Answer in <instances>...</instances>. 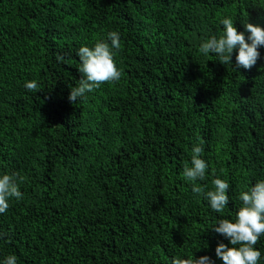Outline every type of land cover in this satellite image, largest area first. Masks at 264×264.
Masks as SVG:
<instances>
[{"label": "trees", "instance_id": "trees-1", "mask_svg": "<svg viewBox=\"0 0 264 264\" xmlns=\"http://www.w3.org/2000/svg\"><path fill=\"white\" fill-rule=\"evenodd\" d=\"M224 18L247 38L264 0H0V176L22 193L0 214V264H223L217 245H233L213 227L264 180V46L251 70L238 49L227 64L199 52ZM112 31L121 79L70 102L79 48ZM195 146L208 168L192 182ZM217 178L221 213L205 196ZM254 247L264 264V235Z\"/></svg>", "mask_w": 264, "mask_h": 264}, {"label": "clouds", "instance_id": "clouds-1", "mask_svg": "<svg viewBox=\"0 0 264 264\" xmlns=\"http://www.w3.org/2000/svg\"><path fill=\"white\" fill-rule=\"evenodd\" d=\"M223 26V34L219 37L212 36L204 41L199 52L208 55L213 53L219 57L223 64L231 62L234 49H238L235 56L236 67L251 70L260 57L259 47L264 46V27L247 23L246 30L250 35L246 38L243 32H238L234 27L232 18H224L220 21ZM110 44L105 41H97L94 47L81 46L77 52L80 60L79 72L82 74L78 85L71 87L68 99L70 102H77L86 98L87 93L98 89L104 83L118 82L122 77V71L116 67L115 52L121 47L120 36L117 32L108 33ZM58 60L63 57L58 56ZM24 87L36 92L39 89L38 83L33 81L25 82ZM203 149L195 146L192 149L191 166L185 165L183 177L195 182L205 177L208 164L201 159ZM17 174H4L0 176V214L5 213L9 208V200L22 199V193L16 182ZM215 190L207 191L205 196L211 209L221 213L227 207L229 197L227 191L229 183L222 179H214ZM193 193L203 192L202 187L193 183ZM242 207L236 214L235 222L229 219H219L213 230L229 240L233 247L219 243L215 249L216 256L223 261V264H258L261 252L254 246L259 238L264 235V180L255 183L248 191L239 195ZM15 255L7 256L2 264H16ZM171 264H212L208 256H201L199 259L174 257Z\"/></svg>", "mask_w": 264, "mask_h": 264}]
</instances>
